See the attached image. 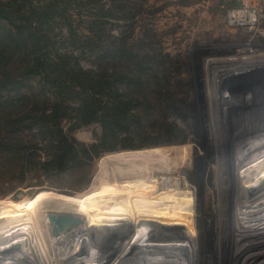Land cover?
Instances as JSON below:
<instances>
[{
  "label": "rangeland",
  "instance_id": "374dc122",
  "mask_svg": "<svg viewBox=\"0 0 264 264\" xmlns=\"http://www.w3.org/2000/svg\"><path fill=\"white\" fill-rule=\"evenodd\" d=\"M45 1L49 0H28L26 6ZM241 6L260 10L258 24L264 28V0L61 3V14L48 26L51 54L71 53L82 68L93 69L97 54L117 49L132 53L136 64L129 71L122 65L109 69L130 78L127 83H115L116 96L119 93L117 100L131 98L129 113L139 115L141 124L128 116L127 124L116 127L113 138L107 139H114L115 149L100 147L95 156L89 150L99 142L101 126L97 122L81 125L69 111L60 126L81 145L76 153L55 158L54 142L30 133L26 138L33 137L38 146L35 156L20 166L1 157L0 193L6 195L0 197V264L6 260H10L6 264H63V256L75 262V249V255L84 256L80 264H258L264 259V167L261 176L244 189L251 176L248 168L264 162L253 159L264 149V93L256 97L248 91L257 87L224 89L221 84L226 76L219 78L224 72L246 71L240 65L264 63V39L228 25L227 12ZM30 83L36 85V80ZM259 88L264 90L263 85ZM252 96L256 98L248 101ZM211 97L216 98L213 108ZM227 97L239 100L226 103ZM226 112L233 116L225 118ZM238 112L243 117L237 119ZM231 125L240 127L239 132L230 129ZM252 143L259 148H252ZM245 144L250 148L247 145L246 158H241L245 162L241 173L233 169L231 160ZM161 176L177 180L179 189L166 192H179L177 198H157L162 192ZM85 185L86 189L75 193L61 190ZM43 190L91 205L98 214V240L89 242L84 235L86 240L78 242L76 228L64 236V242L54 244L50 225L44 221L48 210L41 212L34 225L41 224L47 235L43 251L30 229L22 231L25 208ZM69 214L83 216L88 228L86 216ZM235 218L240 225L234 226ZM238 229L243 231L239 238ZM20 231L26 233L24 238ZM29 240L35 248L26 250L22 243ZM13 248L27 253L23 256Z\"/></svg>",
  "mask_w": 264,
  "mask_h": 264
},
{
  "label": "trees",
  "instance_id": "16d2710c",
  "mask_svg": "<svg viewBox=\"0 0 264 264\" xmlns=\"http://www.w3.org/2000/svg\"><path fill=\"white\" fill-rule=\"evenodd\" d=\"M27 1L0 0V158L20 166L35 156L38 146L33 137L26 138L30 133L54 142L55 158L76 153L81 145L60 126L69 111L81 125L101 126L99 142L89 151L97 156L100 147L114 150V139H107L113 138L115 128L127 124L128 116L140 125L141 117L130 114V97L117 100L115 83H127V74L116 75L109 68L122 65L129 71L136 64L134 55L105 51L97 54L95 68L84 69L71 53L51 54L49 23L61 14V3L70 0H49L40 6H26ZM34 79L36 85L30 83ZM87 187L61 190L75 193ZM5 195L1 191L0 197Z\"/></svg>",
  "mask_w": 264,
  "mask_h": 264
},
{
  "label": "bare ground",
  "instance_id": "6f19581e",
  "mask_svg": "<svg viewBox=\"0 0 264 264\" xmlns=\"http://www.w3.org/2000/svg\"><path fill=\"white\" fill-rule=\"evenodd\" d=\"M262 58H264V57H262ZM262 58H259L260 60H263ZM264 63L262 62V61H257V63H255V64H252V65H254V66H249L248 64H244V65H240L239 67H242V68H244V67H246L247 69H246V71H241V72H247V71H249V70H251V68H256V67H259V66H261V65H263ZM256 66V67H255ZM250 67V68H249ZM264 67V66H263ZM245 69V68H244ZM236 72H238V71H235V72H233L234 74H236ZM231 71H228V72H224L223 74H219V78H220V76H223V77H225V76H227V75H229V74H233ZM218 79V78H217ZM216 81V80H215ZM219 82H221V81H219ZM263 85V84H262ZM221 86H222V84H221ZM264 86V85H263ZM209 87H210V85H209ZM213 87V86H212ZM214 88V87H213ZM212 88V89H213ZM225 89V88H224ZM211 90V89H210ZM215 90V89H214ZM218 90H219V88H218ZM221 90V89H220ZM235 90H237V89H235ZM263 89H258V87L256 88V89H248V91L252 94V95H255L256 97L258 96V97H262V95H261V93H264V90L262 91ZM247 91V90H246ZM213 92H215V91H213ZM213 92H211V95L214 97V95H213ZM216 92H218L217 90H216ZM223 92V91H222ZM226 93V92H225ZM224 93V94H225ZM219 94V93H218ZM223 94V93H222ZM216 95H217V93H216ZM220 95V94H219ZM218 95V96H219ZM226 95V94H225ZM229 95V94H228ZM210 96V95H209ZM222 96V95H221ZM234 96V95H233ZM217 97V96H216ZM226 97V96H225ZM256 97H254V96H252L251 97V99L250 100H248V101H251V100H253L254 98H256ZM263 97H264V95H263ZM210 99H212V97L210 98ZM216 99V98H215ZM214 99V100H215ZM226 99V103H228V100H231V99H235V101H238L239 99H238V97H230V98H225ZM225 99H223L222 98V102L225 104ZM247 99H249L248 97L247 98H244L243 100H245V101H247ZM260 99V98H259ZM214 100L212 99V100H210L211 101V107L213 108L214 107V105L212 106V103L214 104ZM219 100H220V98H219ZM255 100H257V99H255ZM218 101V100H217ZM216 102V101H215ZM255 102V101H254ZM260 103V101L259 102H257L256 104H259ZM262 103L263 102H261V104L260 105H262ZM216 104V103H215ZM248 106V105H247ZM249 108V107H248ZM215 109H217V108H215ZM219 109V108H218ZM245 109H246V107H245ZM230 110V109H229ZM249 110V109H248ZM213 111V110H212ZM233 111V110H232ZM242 111V110H241ZM216 112H218V111H216ZM225 112V111H224ZM248 112V111H247ZM247 112H245V113H247ZM244 113V112H243ZM250 113V112H249ZM238 114H240V115H235L236 117H237V119L239 118V117H243V114H241V113H239L238 112ZM225 116V118L227 117V115L230 117V115H232L233 116V113H229V112H226V114H224ZM246 115V114H245ZM248 115V114H247ZM262 115V114H261ZM216 116V115H215ZM212 117H213V115H212ZM215 118V117H214ZM228 119V118H227ZM236 119V120H237ZM234 120V119H233ZM262 120V119H261ZM225 121V120H224ZM227 121V120H226ZM235 121V120H234ZM253 121V120H252ZM251 121V122H252ZM233 122V121H232ZM216 123V122H215ZM237 124V123H236ZM257 124V123H256ZM229 126V125H228ZM232 126V125H231ZM248 126V125H247ZM257 126V125H256ZM235 127V129H233ZM245 127V126H244ZM244 127H242V129L244 128ZM251 127V126H250ZM255 127V126H254ZM261 128H262V126H260ZM212 128V127H211ZM240 127H238L237 125H235V126H232V127H230V129H232L233 131L235 130L236 132H239V131H237L238 129H239ZM260 128V129H261ZM264 128V127H263ZM228 129H229V127H228ZM258 129H259V127H258ZM257 129V130H258ZM240 130V129H239ZM252 130V129H251ZM234 131V132H235ZM255 131V130H254ZM260 131V130H259ZM242 132H244V131H242ZM247 132V131H246ZM253 132V131H252ZM257 131H255V133H256ZM229 133V132H228ZM221 135V134H220ZM257 135V134H256ZM259 136V135H258ZM255 138H257V137H255ZM254 139V138H253ZM262 141V140H261ZM254 142V141H253ZM251 143V142H250ZM253 144H255V143H252V148H253V146H254V148H256L257 149V146L258 145H253ZM247 145L248 144H245L244 146H243V148H242V150H240L241 148H239V149H237V151H239L240 150V154L237 156V158L235 159H232L231 160V163H232V166H233V169H237V171H239V172H241L242 173V170H243V166H244V163L243 162H241V160L245 157L244 155V151L245 150H248V149H246V147H247ZM264 145V144H263ZM248 147L250 148V146L248 145ZM258 148H259V146H258ZM260 150V149H259ZM264 149L262 148L261 149V151L258 153V155H256L253 159H254V162H259V161H264ZM246 153V152H245ZM248 157V156H247ZM251 157V156H250ZM242 158V159H241ZM246 158V157H245ZM243 161V160H242ZM249 161V160H248ZM251 162V161H250ZM254 162H253V164H254ZM231 163H230V166H231ZM248 165V164H247ZM246 165V166H247ZM259 165V163L255 166V164H254V166H252V167H249L248 168V170L249 171H251V176H249V179H248V177H247V181H248V183H246L245 184V182H244V189L246 190V186H251L252 185V182H253V178H255L259 173L261 174V172H260V170H261V168H263L264 167V162H262V163H260V165H259V167H257ZM255 167H257L256 169H252V168H255ZM245 168V167H244ZM236 171V172H237ZM243 173H244V171H243ZM248 173V172H247ZM246 173V174H247ZM259 174V176H261ZM238 175V174H237ZM241 175V174H240ZM240 175H238V176H240ZM237 176V177H238ZM244 177V176H243ZM259 178V177H258ZM264 178V177H263ZM230 179H232V178H230ZM229 179V180H230ZM246 179V178H245ZM259 179H261V178H259ZM258 179V180H259ZM256 180H257V178H256ZM255 180V181H256ZM231 181V180H230ZM240 181V180H239ZM246 181V180H245ZM259 183H261L262 184V182H261V180H260V182ZM264 183V182H263ZM260 184V185H261ZM159 188H161V190H162V192H158L157 193V198L159 199V200H162V201H170L171 199H175V198H177V196L179 195V192H177V191H174V193H170V194H166V192H170L171 190H178L179 189V184H178V182H177V180L175 179V178H173V177H163V176H161L160 177V179H159ZM258 185V184H257ZM241 187V186H240ZM178 188V189H177ZM175 192L177 193V195L175 194ZM244 192V191H243ZM237 195V194H236ZM53 209H56V210H58V211H61V212H68V213H65V214H69V213H74V214H78V215H84V216H86V223H87V226H88V228L86 227V225H85V220H84V217L82 216L81 218L83 219V221H84V226H82V228H80L81 227V225L82 224H80L79 226H74L73 228H71V229H69L67 232H66V234H63L62 233V235H67V233L70 231V230H73V231H75L74 229H76L77 228V231H75V234H76V237H77V241L79 242V241H82V239H84L83 241H85L86 240V238H84L85 236L84 235H86L87 237H88V241L89 242H93V241H97L98 240V235H99V232H98V214H97V212H94V210L92 209V207H91V205H88V204H84V203H81L80 201H77V200H75L73 197H71V196H65V195H60V194H57V193H54V192H52V191H38V192H36L34 195H33V197L30 199V203L28 204V206L25 208V214H24V226H25V228H23L22 229V231L25 229V231L27 230V229H30V235H33V233L35 234V237H36V239L37 240H35V242H37V241H39L40 240V246H41V248H42V250L44 251L46 248V245L48 244V240H46V238H44L45 236H47V235H45L44 233H42V229L39 227V226H41V224L39 225L38 224V226H34L35 225V223L37 222V221H40V219H38L39 217H40V215H41V212H44V211H52ZM242 212V211H241ZM45 213H47V212H45ZM70 215H72V214H70ZM74 216H76V215H74ZM238 216V215H237ZM236 217V216H235ZM46 218H47V220H44V221H47L48 222V215L46 214ZM238 218H240V216H238ZM43 221V222H44ZM244 221V220H243ZM49 223V222H48ZM239 224L240 225V220H237V218H235L234 219V226H237L236 224ZM44 224V223H43ZM42 224V225H43ZM50 225V224H49ZM238 225V226H239ZM263 226V225H262ZM78 227H79V229H78ZM86 227V228H85ZM239 227H241V226H239ZM47 228V227H46ZM243 228H244V226H243ZM258 228V227H257ZM50 229H51V225H50ZM235 229H236V227H235ZM260 229V228H259ZM263 229V228H262ZM45 230V229H44ZM47 230V229H46ZM237 230V229H236ZM245 230V229H244ZM247 231V230H246ZM245 231V232H246ZM46 232V231H45ZM241 232H243V231H241ZM240 232V230L238 229V231H237V233H236V236L238 235V233H241ZM253 232V231H252ZM19 233H22V235H23V238H24V236H26L25 234V232H19ZM25 233V234H24ZM46 234H48V233H46ZM242 234V233H241ZM241 234H239V235H241ZM2 235H4V234H2ZM29 235V234H28ZM49 235V234H48ZM239 235H238V238H239ZM8 236V235H7ZM83 236V237H82ZM2 237V236H1ZM5 237V236H4ZM3 237V238H4ZM21 237V236H20ZM33 237V236H32ZM31 237V238H32ZM242 237V236H241ZM30 238V239H31ZM234 238V237H233ZM238 238H237V240H238ZM26 240V239H25ZM234 240H235V238H234ZM31 241H34V240H31ZM8 242V241H7ZM6 242V243H7ZM11 242V241H10ZM14 243H16V242H14ZM18 243V242H17ZM2 244V243H1ZM5 244V243H4ZM4 244H2V245H4ZM22 244H24V248L27 250L28 249V246H30V248H32V247H34L35 248V246H32L33 244H32V242H30V240H29V243H28V241H24ZM36 245H39V244H36ZM235 245V244H234ZM1 246V245H0ZM5 246V245H4ZM14 246V245H13ZM19 246V245H18ZM5 247H7V246H5ZM4 248V247H3ZM8 248V247H7ZM18 248V247H17ZM33 248V249H34ZM41 248L39 249V246H38V250H41ZM75 248V247H74ZM77 248V247H76ZM14 249V248H13ZM59 249V248H58ZM78 249V248H77ZM82 249V248H81ZM1 250H3V249H1ZM10 250H12V249H10ZM15 250V249H14ZM16 250H18L19 251V249H16ZM15 250V251H16ZM25 250V251H26ZM72 250V249H71ZM76 250V249H75ZM74 250V253H72V255L75 257V258H77V260L78 261H75V262H73L72 260V262L70 261V260H65L66 258V256H63V255H65V254H63L62 252V256L64 257V259H62V263L63 264H80V263H82V259H83V257L82 256H80V258H79V256L78 255H75V251ZM83 250V249H82ZM5 251H6V249H5ZM13 251V250H12ZM67 251V250H66ZM1 252V251H0ZM20 253H21V251H19ZM65 252V251H64ZM8 253H9V251H8ZM11 254H13L12 252H10ZM16 253H17V251H16ZM19 253V254H20ZM27 253V252H26ZM25 253V254H26ZM34 253V252H33ZM57 253V252H56ZM70 253V252H69ZM69 253H68V258L70 257V255H69ZM77 253V252H76ZM81 253V252H80ZM241 253H243V252H241ZM2 254V253H1ZM5 254H7V253H5ZM25 254H22L21 253V255H23V256H25ZM60 254V253H59ZM4 255V254H3ZM2 255V256H3ZM82 255H84V254H82ZM59 256V255H58ZM62 256H61V258H62ZM73 256H71V257H73ZM86 256V255H85ZM6 255H4L2 258H5V260H6ZM9 257V256H8ZM12 257H13V255H12ZM19 258H21L20 257V255L18 256ZM26 257H27V255H26ZM53 257V256H52ZM71 257H70V259H71ZM14 258H15V256H14ZM23 258V257H22ZM59 258H60V256H59ZM75 258H73V259H75ZM1 259V258H0ZM11 260H12V258H10ZM18 259V258H17ZM16 259V260H17ZM24 259V258H23ZM22 259V260H23ZM31 259V258H30ZM35 259V258H34ZM4 260V259H3ZM2 260V261H3ZM4 260V261H5ZM19 260H21V259H18V261ZM21 260V261H22ZM32 260V259H31ZM261 260V259H260ZM1 262V261H0ZM5 262H10V260L8 261V260H6ZM3 263V264H6V263ZM24 262H25V260H24ZM2 263V262H1ZM18 263V262H17ZM26 263V262H25ZM55 263V262H54ZM9 264V263H8ZM20 264H22V263H20ZM258 264H264V259H263V257H262V260H261V262L260 263H258Z\"/></svg>",
  "mask_w": 264,
  "mask_h": 264
},
{
  "label": "water",
  "instance_id": "95a60500",
  "mask_svg": "<svg viewBox=\"0 0 264 264\" xmlns=\"http://www.w3.org/2000/svg\"><path fill=\"white\" fill-rule=\"evenodd\" d=\"M264 85V67L251 68L247 72H239L238 74H229L222 82L225 89L237 88H256ZM48 222L51 225L50 236L54 244L64 242L66 232L75 225L82 224V218L65 213H56L54 211L47 212ZM80 227V226H79Z\"/></svg>",
  "mask_w": 264,
  "mask_h": 264
},
{
  "label": "built area",
  "instance_id": "2783aa9c",
  "mask_svg": "<svg viewBox=\"0 0 264 264\" xmlns=\"http://www.w3.org/2000/svg\"><path fill=\"white\" fill-rule=\"evenodd\" d=\"M260 17H262V12L256 7H252V10H249L241 6L227 12V22L230 27L246 30L253 38L264 39V28H261L258 24Z\"/></svg>",
  "mask_w": 264,
  "mask_h": 264
}]
</instances>
